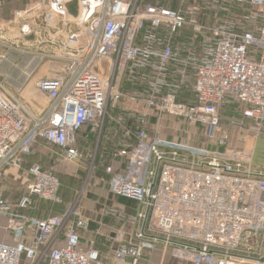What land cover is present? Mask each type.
Returning a JSON list of instances; mask_svg holds the SVG:
<instances>
[{
	"label": "built area",
	"instance_id": "obj_1",
	"mask_svg": "<svg viewBox=\"0 0 264 264\" xmlns=\"http://www.w3.org/2000/svg\"><path fill=\"white\" fill-rule=\"evenodd\" d=\"M22 1L0 21V182L26 179L15 202L0 190V264H151L159 247L264 264V163L232 145L264 138V0H79L76 20L70 0ZM33 79L41 112L10 88ZM108 199L135 203L128 226Z\"/></svg>",
	"mask_w": 264,
	"mask_h": 264
},
{
	"label": "crops",
	"instance_id": "obj_2",
	"mask_svg": "<svg viewBox=\"0 0 264 264\" xmlns=\"http://www.w3.org/2000/svg\"><path fill=\"white\" fill-rule=\"evenodd\" d=\"M24 5V1L22 0H0V21L4 22V21H9L12 20L16 11L20 10L21 8H23ZM50 68H51V73L50 75H53L58 69H59V64L58 63H52L50 64ZM15 77H19V74L13 75L12 76V81L14 83H17L18 85L21 83V80L19 78H15ZM36 79L30 80L27 84H24V88L22 90H18L16 88H12V86H10V88L12 90H15L16 93L20 96V98H22L27 106L32 110V111H36V112H41L43 110H45L50 103V100L47 96L41 94L37 88H36ZM235 132V130H234ZM253 139V145H252V150L250 151V153L254 156V158L256 159V161L261 165L264 163L263 158L260 156L261 152L263 153V149H264V138H256V137H250L248 139V137H246V143L250 141V139ZM249 141H248V140ZM36 157H27L26 158V163L24 165L25 168H27L29 165H31L33 162H35ZM42 159L39 158V161H41ZM46 170H51V171H57L55 166L52 167H48L46 168ZM9 173L15 174L16 171L14 169H10ZM18 174V173H17ZM16 175V174H15ZM66 188L63 189V195H64V199L66 203H71V201H73V194L70 196L69 193L66 192ZM105 197H108L104 194ZM110 200L108 199L106 201V203L108 204ZM113 204L115 206V209L118 213L119 216L122 217V219H124V221L122 223H124V226L129 223L128 219L137 214V209H136V205L134 202L132 201H128L125 199H118V200H114ZM109 205H111V203H109ZM90 206V205H88ZM48 208H50V204H48ZM64 208V206H62V209ZM62 211V210H61ZM60 211V212H61ZM41 209L38 208L37 210H32L30 211V214H34L36 216L39 217H47L48 215L46 214H41ZM48 212V210H47ZM99 219L102 221V223L104 222L105 224L109 225V224H113L115 221L113 220L112 217L110 216H100ZM134 227V230H137L139 228H142L143 226V222L137 220L134 224H132ZM91 229L92 231H94L93 233H95V231H97L98 229L103 230L104 228L98 224V223H92L91 224ZM89 236H91L89 234ZM88 235H84L83 240H87ZM89 238V237H88ZM98 239L100 240V247H102V240L104 239L102 235L98 236ZM103 248V247H102Z\"/></svg>",
	"mask_w": 264,
	"mask_h": 264
},
{
	"label": "rangeland",
	"instance_id": "obj_3",
	"mask_svg": "<svg viewBox=\"0 0 264 264\" xmlns=\"http://www.w3.org/2000/svg\"><path fill=\"white\" fill-rule=\"evenodd\" d=\"M148 1L153 2L155 0H148ZM170 5L172 6L173 3ZM182 123L185 124V122H182ZM224 123L226 124V122H224ZM250 137H252V136H248V139ZM252 141H253V139L251 138L249 142L245 143L243 140H239L237 132L233 133V139H232L233 144L232 145H234L235 147H238V148H243L248 154H250V151L252 150V145H253ZM260 156L264 160V151H263V153L261 152ZM39 158L42 160L39 161ZM35 159H36L35 161H39L42 164L44 169L53 166L52 162L49 159H46V157H36ZM20 174L21 173L15 175V174L9 173L0 182V190H2L4 192V195L6 196V198H8L12 202L17 201L26 193L25 192L26 179H25V176L18 177V175H20ZM63 183L65 185V188L67 189L66 192L69 193L70 196L72 194H75V191L80 188V183L72 180L68 176L63 177ZM94 185H95L94 182H92V187H91L92 193H95V191L99 190V188L98 189L95 188ZM100 187H102V186H100ZM92 193L90 194V196H88V198H91V195H93ZM72 196H73V198L75 197V195H72ZM37 204L42 211L41 214H46V215L51 214L50 208H48L47 202L45 203V202L37 201ZM47 210H48V212H47ZM48 216H50V215H48ZM161 250H162V248L159 247L158 251L155 253L154 258L152 259L151 264H161V259H163ZM144 262H146V261H144ZM163 264H186V263L182 262V261H178L176 259H173L171 257L170 250H168L166 252V255L164 256Z\"/></svg>",
	"mask_w": 264,
	"mask_h": 264
},
{
	"label": "water",
	"instance_id": "obj_4",
	"mask_svg": "<svg viewBox=\"0 0 264 264\" xmlns=\"http://www.w3.org/2000/svg\"><path fill=\"white\" fill-rule=\"evenodd\" d=\"M66 10H67L68 14L72 17V19L76 20L77 17L79 16V14H80L79 0H70L68 3H66ZM26 39L33 40L34 39V35L28 36V37H26ZM147 236L154 237V236H151V235H147ZM158 238L162 239L160 237H158ZM173 242L177 243V244H183V243L176 242V241H173Z\"/></svg>",
	"mask_w": 264,
	"mask_h": 264
},
{
	"label": "trees",
	"instance_id": "obj_5",
	"mask_svg": "<svg viewBox=\"0 0 264 264\" xmlns=\"http://www.w3.org/2000/svg\"><path fill=\"white\" fill-rule=\"evenodd\" d=\"M61 210H63L61 205H50V215L59 213Z\"/></svg>",
	"mask_w": 264,
	"mask_h": 264
}]
</instances>
